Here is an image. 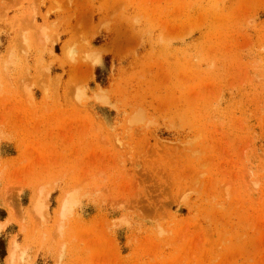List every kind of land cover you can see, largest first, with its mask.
I'll return each instance as SVG.
<instances>
[{
    "label": "rangeland",
    "instance_id": "obj_1",
    "mask_svg": "<svg viewBox=\"0 0 264 264\" xmlns=\"http://www.w3.org/2000/svg\"><path fill=\"white\" fill-rule=\"evenodd\" d=\"M0 264H264V0H0Z\"/></svg>",
    "mask_w": 264,
    "mask_h": 264
}]
</instances>
